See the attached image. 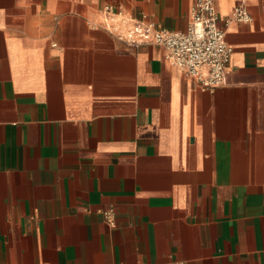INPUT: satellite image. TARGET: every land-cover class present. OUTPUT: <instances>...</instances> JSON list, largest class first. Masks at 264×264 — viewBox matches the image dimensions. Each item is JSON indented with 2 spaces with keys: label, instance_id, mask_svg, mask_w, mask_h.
Masks as SVG:
<instances>
[{
  "label": "crops",
  "instance_id": "crops-1",
  "mask_svg": "<svg viewBox=\"0 0 264 264\" xmlns=\"http://www.w3.org/2000/svg\"><path fill=\"white\" fill-rule=\"evenodd\" d=\"M194 1L0 0V264H264V0H214L212 91L100 14L185 30Z\"/></svg>",
  "mask_w": 264,
  "mask_h": 264
},
{
  "label": "built area",
  "instance_id": "built-area-1",
  "mask_svg": "<svg viewBox=\"0 0 264 264\" xmlns=\"http://www.w3.org/2000/svg\"><path fill=\"white\" fill-rule=\"evenodd\" d=\"M101 19L107 30L116 31L119 38L132 44H155L164 48L165 58L197 80L203 90L212 91L221 86L228 72L233 48L225 39L219 25L220 16L214 0H195L191 19L185 30H170L150 20L145 13L127 17L129 26L121 31L116 20H124L121 11L106 3L100 8ZM251 16L244 5H238L224 21L248 22ZM105 221L115 224L112 208L100 209Z\"/></svg>",
  "mask_w": 264,
  "mask_h": 264
}]
</instances>
